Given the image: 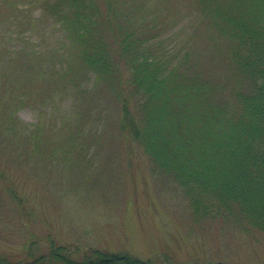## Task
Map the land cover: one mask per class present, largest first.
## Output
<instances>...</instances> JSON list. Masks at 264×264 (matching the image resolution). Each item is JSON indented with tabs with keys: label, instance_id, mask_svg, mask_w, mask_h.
<instances>
[{
	"label": "rangeland",
	"instance_id": "374dc122",
	"mask_svg": "<svg viewBox=\"0 0 264 264\" xmlns=\"http://www.w3.org/2000/svg\"><path fill=\"white\" fill-rule=\"evenodd\" d=\"M123 1L117 8L137 13L136 19L156 15L158 3L156 8L168 3L179 10L188 2ZM50 2L0 0L1 257L32 262L49 251L50 238L69 246L77 260L96 248L152 264H264V232L233 219L197 220L171 177L155 173L143 150L121 138L118 102L95 88L92 73L78 76L75 44L48 9ZM104 2L98 1L102 10ZM204 45L199 48L211 54ZM216 60L202 59L210 77L224 80L227 71ZM91 111L107 121L87 134L96 129L85 121ZM75 131L86 133L67 144L65 136ZM86 135L100 140L91 153H98L93 168L101 174L80 164ZM61 141L67 158L52 155ZM32 241L38 252H29Z\"/></svg>",
	"mask_w": 264,
	"mask_h": 264
},
{
	"label": "trees",
	"instance_id": "16d2710c",
	"mask_svg": "<svg viewBox=\"0 0 264 264\" xmlns=\"http://www.w3.org/2000/svg\"><path fill=\"white\" fill-rule=\"evenodd\" d=\"M50 1L48 9L75 44L78 76L92 73L95 88L118 102L119 135L143 150L155 173L171 177L196 219H233L264 232V0H188L179 10L158 3L156 15L140 19L117 8L123 0H105L103 10L99 0ZM205 56L225 66L224 80L208 75ZM102 115L86 113L96 128L87 134L102 129ZM85 133L65 136L67 144ZM89 136L79 144L84 170L94 169L98 153L91 151L100 143ZM61 143L52 155H67ZM48 243L49 251L32 262L0 255V264H152L96 248L77 260L69 246ZM28 250L38 252L37 242Z\"/></svg>",
	"mask_w": 264,
	"mask_h": 264
}]
</instances>
